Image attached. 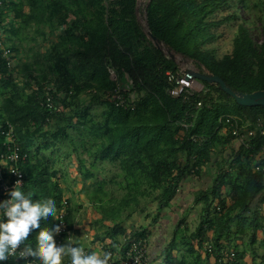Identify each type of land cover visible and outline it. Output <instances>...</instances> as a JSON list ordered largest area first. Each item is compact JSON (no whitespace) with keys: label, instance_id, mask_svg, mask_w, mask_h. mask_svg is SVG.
Wrapping results in <instances>:
<instances>
[{"label":"trees","instance_id":"1","mask_svg":"<svg viewBox=\"0 0 264 264\" xmlns=\"http://www.w3.org/2000/svg\"><path fill=\"white\" fill-rule=\"evenodd\" d=\"M85 1L94 8L92 18L76 16L69 23L71 8L67 0H27L29 12L25 11L22 1L10 0L15 16L25 25L42 21L46 16L51 20L53 30L65 24L59 33V40L52 45L51 57L62 77L58 88L69 93L68 101L75 106V110L66 117L64 123L58 124L53 131H48L46 124L54 118L61 119L59 110L51 112L42 104L46 89L37 81V91L26 101H22V96L16 89L6 93L5 113L2 115L4 121L0 127L7 120L14 123L24 150L29 151L23 140L32 142L31 137L38 134L46 136L47 148L56 147L67 140V127L75 122L76 116L85 114L80 102L82 92L88 87L105 90V93L113 88L115 81L106 89L109 82L107 65L110 62L117 68L122 80H126V75L131 78L132 87L127 90V95L134 97L135 103L130 110L110 104L104 120L96 126L100 131L96 137L101 139L97 144L94 142L96 154L102 161L107 159L119 168L120 172L116 175L122 176V179L117 182L124 189V194L118 201L124 205L133 203L135 206L142 198L157 201L156 221L176 199L182 181L192 170L199 174L200 166L210 161L212 146L221 132L219 117L222 114L242 116L247 113L254 120L262 115L256 109L264 111V106L240 105L217 85L208 82H204V85L209 90L217 91L219 100L213 99L209 91L207 93L203 90L195 92L189 100L168 95L165 72L178 69L175 60L157 45L153 46V50L146 46L144 53L133 55V39L147 36L137 20V0H121V11L112 8L110 12L106 11L102 0ZM224 3L226 0H150L146 7L149 34L174 51L196 59L208 71L221 76L234 90L246 93L264 90V29L263 39L259 41L244 24H240L233 41V51L221 59H215L208 51H202L198 47L214 38L215 35L209 32L210 25L224 23L225 19H208ZM54 18H58L57 24L53 23ZM11 79L10 68L0 52V84H7ZM52 94L55 99L58 98V92L52 91ZM63 101L68 102L67 99ZM197 101L202 102L198 108L195 107ZM185 121L193 124L185 129L182 126ZM94 124L92 122V126ZM192 135L199 136L201 141L194 142ZM263 144L264 136L256 135L252 146L246 149L255 152ZM1 150L0 137V152ZM48 162L47 157L42 155L35 159L30 156L22 164L23 191L32 192L34 202L48 198L55 200L58 209L65 199L64 191L58 170ZM263 177V171H257L249 165H240L235 170L219 174L212 189L201 190L195 197V202H204L195 231L188 234V229L182 227L186 222L185 217H181L174 228L175 236L165 249L164 260L159 264H208L206 257L195 247V238H198L200 246L206 241L207 256H214L215 264H239V260L245 259V251L238 250L237 245L235 248L231 245L244 239L253 246L258 242V230L262 228L261 217L258 205L253 207V203L257 197L264 196ZM112 180L115 181L114 178ZM223 184L229 185L237 195L231 205L222 196L220 188ZM215 198L222 208L218 215H212L211 204ZM135 206L128 215L135 210ZM68 223L72 229L70 206ZM40 224L41 228L52 229L56 221L49 216L47 220L42 219ZM114 229V233L125 231L119 222L115 223ZM39 231L40 229H34L26 243L35 247ZM149 235V228L141 227L129 236L124 249L129 247L132 239L141 240L144 244ZM208 236L211 237L210 240ZM54 239L57 243V234ZM260 242L264 248V237ZM208 245L212 246L213 252L208 250ZM173 249H179L181 253L174 256ZM230 249H235L234 257L224 259L223 250ZM90 252L92 253L91 250ZM258 256L260 261L256 260ZM34 259L28 257L27 260ZM25 262L23 260L21 264ZM63 262L68 264L70 258L65 257ZM247 262L264 264V251L259 254L253 248L251 259ZM34 263L41 264V261L36 260Z\"/></svg>","mask_w":264,"mask_h":264},{"label":"rangeland","instance_id":"2","mask_svg":"<svg viewBox=\"0 0 264 264\" xmlns=\"http://www.w3.org/2000/svg\"><path fill=\"white\" fill-rule=\"evenodd\" d=\"M14 1H22L25 11H30L27 0ZM0 2H2L0 4V18H2L0 21L5 27L6 42L13 47L15 52V67L10 69L12 79L7 84H0V124L4 121L2 115L5 113L6 93L16 89L20 92L22 101H26L34 91H37L38 81L45 86V89L50 87L51 91L58 92L56 99L59 102L58 112L61 120L54 118L45 125L48 131H53L58 124L64 123L66 117L72 115L75 110V106L68 101L69 93L59 89L62 77L51 57L52 45L59 40V33L65 24H61L60 27L57 26L56 30H53L52 22L46 16L42 21H33L31 24L25 25L20 18L15 16L14 10L10 7L12 6L10 0H5V2L0 0ZM149 2L150 0H137V20L147 36L144 38L138 36V39H133V55L144 53L146 46L152 49L154 45H157L148 30L146 7ZM67 3L71 8L68 17L69 23L76 16L92 18V9L94 8L88 5L85 0H67ZM101 3L107 12H110L112 8L121 11V0H102ZM208 19L212 21L225 19V21L221 25H210L209 32L215 35L214 38L198 47L202 51H208L215 59H221L233 51V41L239 32L240 24H244L259 41L263 39L264 0H226V3ZM57 22L58 18H54L53 23L57 24ZM75 32L78 33V31ZM157 46H161L167 56H169V51H172L175 54L177 67L184 72L188 70L208 72L205 66L196 59L176 52L161 42ZM107 68L109 70V82L106 89L111 86L113 81H115L114 86L126 83L127 80L125 78L122 80L117 68L112 66L110 62ZM199 82L203 92L208 93L209 91L213 99L219 100L220 95L217 91L209 90L203 82ZM64 99H67L68 102H64ZM80 102L85 114L76 116L75 122L67 127V140L60 142L54 148L46 147L47 138L41 134L31 137L32 142L27 139L23 141L32 159L44 155L49 161L48 164L58 170L64 197L69 201V206L72 209L74 243L77 246L88 248L92 252L100 253L103 247L111 246L118 253H122L125 251L124 248L129 235L141 227H148L150 235L146 239V262L147 264L163 262L165 249L175 236L174 228L178 220L183 216L185 217L186 222L182 227L188 229V234L194 232L199 224L204 202H197V200L195 202L197 193L201 190L212 189L216 184V178L222 172L235 170L240 165H249L254 169L256 163H264V159L260 160L259 149L255 152L247 151V147L242 148L243 145L230 133L228 127L222 128L212 146L210 161L200 166L199 174L192 170L187 176L189 177V187L194 189L188 192L189 196L186 198L183 196V201L188 202L190 206L182 210L175 208L173 214L170 212V218L166 217L163 211L155 221L157 201H146L145 198H142L136 206L133 203L121 204L118 199L123 196L124 189L117 182V180L122 179V176L116 175L120 172L119 168L108 161H94V157L90 155L96 154L94 144L101 140L96 137L100 134L96 126L104 120V115L112 104L106 96L105 90L88 87L82 92ZM256 111L264 116V111L260 109H256ZM237 117L242 119V121L240 119L241 124L252 118L247 113ZM92 122L95 123L94 126H92ZM67 150H71L72 153L70 155L65 154ZM220 190L222 196L226 197L228 205L233 204L237 195L230 189L229 185L223 184ZM134 206L135 210L128 215ZM256 206L262 225V228L258 230V242L253 246L249 244L247 239H244L231 245L234 248L237 245L238 250H244L246 253V258L239 260V264H247V261H250L253 248L257 249L259 254L264 251L260 242L264 237V196L255 199L253 207ZM218 207H220V203L215 198L211 204L212 215H218L222 212V208L218 209ZM116 222L122 224L125 231L114 233ZM209 235L211 236V233ZM210 236H208L209 240L211 239ZM179 238L178 236L177 239ZM194 244L202 256L206 257L208 264H215L214 256H207L206 241L200 246L198 238H195ZM180 253L179 249L172 250L174 256ZM256 260L260 261V257H256Z\"/></svg>","mask_w":264,"mask_h":264},{"label":"built area","instance_id":"3","mask_svg":"<svg viewBox=\"0 0 264 264\" xmlns=\"http://www.w3.org/2000/svg\"><path fill=\"white\" fill-rule=\"evenodd\" d=\"M2 2H0L1 4ZM0 52L2 58L5 60L7 66L10 69L15 67V52L13 47L6 42L5 29L0 21ZM166 82L168 83L167 93L172 97H181L184 100H189L190 96L195 92L202 91V85L195 78H187L186 72L181 69L167 70L165 72ZM126 83L116 84L110 89L106 96L111 100L112 104L116 107H121L126 110L134 108V100L132 96L127 95V90L132 87L131 78L126 75ZM136 97V94H134ZM42 104L50 109L51 112L59 110V104L52 94L51 88L47 87L45 91V97ZM201 101H197L195 107H200ZM193 123L185 121L182 126L188 129ZM220 130L224 127L230 129V133L247 148L252 146L253 138L256 135L264 136V116L259 115L254 120L248 119L245 123L240 122V118L232 114H224L219 117ZM0 137L2 150L0 152V203L10 199L8 193L13 188L16 180L20 179L23 183L24 173L22 170V164L26 163L30 159V152L24 150L16 131L14 123L6 121L5 124L0 127ZM194 142L201 141V138L197 135L191 136ZM259 153L261 159H264V144L260 146ZM255 170L264 172V163H256L254 165ZM68 206L69 202L65 198L62 200L61 205L57 209V216L55 219L56 225L61 226V231L57 234V245H62L66 242L69 236L73 238V229L69 228L68 223ZM220 209V207H218ZM6 217H3V210H0V222H6ZM130 236V235H129ZM129 238V237H128ZM22 247V246H21ZM104 248V249H103ZM100 253H96L103 256L105 252L112 253V259L109 264H147L146 262V241L144 244L141 240L132 239L129 247L122 253H118L114 247H103ZM86 254H91L90 249L83 248ZM208 250L213 252L211 245H208ZM19 250L16 257H9L8 260L0 261V264H21L25 259L18 257ZM93 253V252H92ZM235 251L233 249L223 250L222 257L224 259L233 258ZM220 257V259L222 258ZM28 259V258H27ZM25 264H32L31 260H27ZM35 264V263H34ZM62 264H66L62 262ZM71 264V261L68 263Z\"/></svg>","mask_w":264,"mask_h":264},{"label":"clouds","instance_id":"4","mask_svg":"<svg viewBox=\"0 0 264 264\" xmlns=\"http://www.w3.org/2000/svg\"><path fill=\"white\" fill-rule=\"evenodd\" d=\"M8 195L10 199L0 203L3 217L7 218L6 222H0V261L16 257L19 250V258L26 261L28 257L35 258L32 264L36 260L41 261V264H62L65 257L70 258L71 264H109L111 252H105L103 256L94 252L86 254L83 247L73 242L72 236L58 246L54 235L60 233L61 226L41 228L42 219L47 220L49 216L57 219L55 200L48 198L34 202V194L23 191L20 179L16 180ZM34 229H40L35 247L26 243Z\"/></svg>","mask_w":264,"mask_h":264},{"label":"water","instance_id":"5","mask_svg":"<svg viewBox=\"0 0 264 264\" xmlns=\"http://www.w3.org/2000/svg\"><path fill=\"white\" fill-rule=\"evenodd\" d=\"M152 39L157 45L159 44L160 41L155 36H153ZM169 57L175 60V54L172 51H169ZM186 77L195 78L203 83L208 82L217 85L221 90L232 96L235 99V101L240 105L264 106V90H256L250 93L234 90L226 83V81L221 76L216 75L210 71L200 72V71L188 70L186 72Z\"/></svg>","mask_w":264,"mask_h":264},{"label":"crops","instance_id":"6","mask_svg":"<svg viewBox=\"0 0 264 264\" xmlns=\"http://www.w3.org/2000/svg\"><path fill=\"white\" fill-rule=\"evenodd\" d=\"M71 153H72L71 150H67L65 154L70 155ZM90 155L91 157H94V161H97V160L102 161L101 157L98 154H95L94 156L92 154ZM103 161H107V159H104ZM189 186H190L189 177H186L180 185L179 194L177 195L176 199L173 201L172 205L166 208V210L164 211L166 214V217L170 218L171 214H173V212L175 211V208L182 210L185 207L190 206L188 202L183 201V196L186 198L187 196H189L188 192H190L191 189H194V188H190ZM170 212L172 213L170 214ZM73 242H74V235H73ZM94 253H98V252H94Z\"/></svg>","mask_w":264,"mask_h":264}]
</instances>
